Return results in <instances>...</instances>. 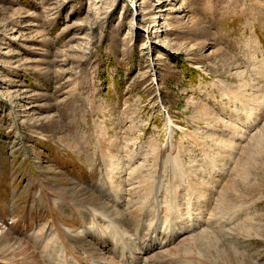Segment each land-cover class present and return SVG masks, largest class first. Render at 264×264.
I'll use <instances>...</instances> for the list:
<instances>
[{"label":"rangeland","instance_id":"obj_1","mask_svg":"<svg viewBox=\"0 0 264 264\" xmlns=\"http://www.w3.org/2000/svg\"><path fill=\"white\" fill-rule=\"evenodd\" d=\"M154 222L144 258L264 264V0H0V264Z\"/></svg>","mask_w":264,"mask_h":264},{"label":"bare ground","instance_id":"obj_2","mask_svg":"<svg viewBox=\"0 0 264 264\" xmlns=\"http://www.w3.org/2000/svg\"><path fill=\"white\" fill-rule=\"evenodd\" d=\"M260 140V139H259ZM157 223H159V222H157ZM143 227L146 229V232H144L145 234H144V237H143V239L141 238V237H139L140 238V240L137 242V244L139 245V247H140V251H138V252H134L133 251V249H131V247H128L129 246V244H128V242H127V239L126 238H123L122 237V241H123V243H124V249L122 250V252H124V253H126V249H131L130 250V252H127V253H130V258L128 257V262H126V263H124V264H155V263H160L161 261H159V259H163V260H166V259H168L169 257H168V255H166L167 254V252H168V254L169 253H171V251H170V249L166 252V251H163V253L165 254H163L162 253V256L161 257H159V259H157L158 257V254L155 256V257H150V258H144L143 257V255L144 254H148V253H150L151 251V249L152 248H154L156 245H157V243L159 244V246H162L164 243L167 245L168 244V242L171 244L170 245V247L174 244V242L176 241V239H175V237H176V235H175V233L174 232H172V231H166V232H158L157 231V229H156V222H154V223H151V224H149L148 225V227L147 226H145V225H143ZM147 227V228H146ZM143 229V228H142ZM137 230H138V228H137ZM162 230V229H161ZM179 230L180 229H177V230H175V232H179ZM101 231L99 230V234L101 235V238L102 237H104V238H108V239H110L109 238V236H108V234L107 233H103V232H101ZM182 232L183 231H181L180 230V233L182 234ZM186 233H188V231L187 230H185V233H183V234H186ZM137 234H138V232H137ZM141 234V233H140ZM80 235V234H79ZM141 236V235H140ZM196 236H192V237H189V238H186V240H188V241H192L194 238H195ZM99 238V237H98ZM163 239V240H162ZM112 240V239H111ZM159 240H161V241H159ZM200 240L201 241H199L198 240V238L197 239H195L193 242H192V244H197V243H199V242H202V241H204V239L203 238H200ZM25 246V245H24ZM166 247H169V246H166ZM165 246L164 247H162V248H166ZM161 248V249H162ZM139 250V249H138ZM157 250V249H156ZM156 250H154L152 253H153V255L154 254H156L155 253V251ZM133 251V252H132ZM126 253V254H127ZM61 258V257H60ZM131 260V263H129V261ZM169 260H170V258H169ZM165 262V261H164ZM59 263V262H58ZM54 264V263H53ZM60 264V263H59ZM161 264V263H160ZM164 264V263H163Z\"/></svg>","mask_w":264,"mask_h":264}]
</instances>
